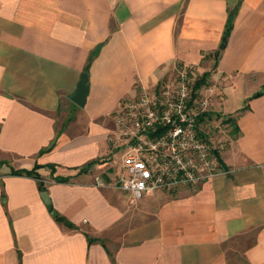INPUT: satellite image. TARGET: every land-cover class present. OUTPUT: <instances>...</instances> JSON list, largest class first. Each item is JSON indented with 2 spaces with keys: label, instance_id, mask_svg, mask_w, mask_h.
Masks as SVG:
<instances>
[{
  "label": "crops",
  "instance_id": "1",
  "mask_svg": "<svg viewBox=\"0 0 264 264\" xmlns=\"http://www.w3.org/2000/svg\"><path fill=\"white\" fill-rule=\"evenodd\" d=\"M178 67L234 123L222 163L132 203L115 113ZM0 264H264V0H0Z\"/></svg>",
  "mask_w": 264,
  "mask_h": 264
},
{
  "label": "built area",
  "instance_id": "2",
  "mask_svg": "<svg viewBox=\"0 0 264 264\" xmlns=\"http://www.w3.org/2000/svg\"><path fill=\"white\" fill-rule=\"evenodd\" d=\"M181 67L174 83L154 91L142 89L137 98L124 100L115 113L117 132L110 137L114 147H124L125 174L119 188L132 203L145 196L181 188H197L219 170L217 144L201 123L208 115L209 100L194 90L199 78ZM211 93L213 87L208 89Z\"/></svg>",
  "mask_w": 264,
  "mask_h": 264
},
{
  "label": "rangeland",
  "instance_id": "3",
  "mask_svg": "<svg viewBox=\"0 0 264 264\" xmlns=\"http://www.w3.org/2000/svg\"><path fill=\"white\" fill-rule=\"evenodd\" d=\"M180 67L176 69V72L174 74L173 79L175 80L178 71ZM196 79L200 78L201 75L198 74L196 71H194L193 75ZM212 86V83H208L206 87H204L201 90V98H205L209 100L208 107H207V113L208 115L205 117V119L201 123V128L204 130H208L211 134V137L217 144H224L225 146L227 145V142L229 140V136L231 135L232 128H233V122L231 121L230 117H227L226 115L223 114V112L219 111L216 109V107L213 105V95L212 93L208 90L209 87ZM213 87V86H212ZM233 98L232 102L236 103L237 100L240 98V95L234 94L231 96V99ZM232 103L230 104V107ZM124 151L121 150L120 153L118 154V159L122 158V154Z\"/></svg>",
  "mask_w": 264,
  "mask_h": 264
},
{
  "label": "water",
  "instance_id": "4",
  "mask_svg": "<svg viewBox=\"0 0 264 264\" xmlns=\"http://www.w3.org/2000/svg\"><path fill=\"white\" fill-rule=\"evenodd\" d=\"M225 43H226V39H224V44ZM88 93H89L88 75L84 73L82 75L81 81L79 82L78 89L74 97V101L80 106H83L86 103ZM41 196L46 204H50L51 200L47 192H43Z\"/></svg>",
  "mask_w": 264,
  "mask_h": 264
},
{
  "label": "trees",
  "instance_id": "5",
  "mask_svg": "<svg viewBox=\"0 0 264 264\" xmlns=\"http://www.w3.org/2000/svg\"><path fill=\"white\" fill-rule=\"evenodd\" d=\"M209 77H210V73H204L195 83L194 85V90L197 91L199 90L203 85H206L208 83V80H209ZM217 157H218V160L220 163H222V160L219 156V154L217 153ZM14 173L16 174H26V175H32V176H37V173L32 170V171H14ZM61 181L64 180V179H60Z\"/></svg>",
  "mask_w": 264,
  "mask_h": 264
}]
</instances>
